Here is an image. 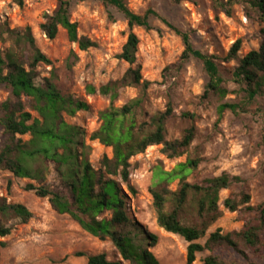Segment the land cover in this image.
Segmentation results:
<instances>
[{"label":"trees","instance_id":"trees-1","mask_svg":"<svg viewBox=\"0 0 264 264\" xmlns=\"http://www.w3.org/2000/svg\"><path fill=\"white\" fill-rule=\"evenodd\" d=\"M76 1L83 0H58L54 9L43 15L39 29L47 39H53L61 28L68 41L84 51L97 47V43L86 36H78L77 25L71 20V7ZM98 1L106 8L119 11L128 27L126 40L117 54L118 59L128 64L126 70L117 79L96 87L92 84L84 87L87 95L97 93L108 98L107 107L98 115L100 125L89 134V140H97L109 147L111 155H102L100 169L91 167L88 147L83 141L74 139L73 127L64 121V116L73 117L79 111L88 110V104L56 87L53 67L49 77L36 81V66L40 63L51 65V60L36 46L29 26L17 30L2 23L0 41L11 40L13 46L5 52L0 51V89L7 92L6 98L0 101V128L6 135L5 142L0 145V168L14 177L36 180L37 185L28 183L25 189L47 198L54 212L67 214L91 236L110 240L119 255L115 259H108L104 252L87 255L85 264H159L150 250L157 237L128 217L126 194L114 177L118 176L133 194L128 182L130 170L134 167L130 162L133 156L152 145H162V152L170 158L187 154L184 162L164 173L166 177L149 189L157 226L180 236L187 243L185 264H193L200 253L205 254L201 264H264V206L253 208L248 205L250 195L245 191L228 195L222 205L230 212H254V215L246 216L238 230L222 233L217 228L205 237L208 228L221 217L220 191L241 183L242 179L221 172L199 182L186 180V174L195 171L200 163V157L188 153L196 130L189 126L178 138L165 139L166 123L174 116L171 100L168 99L163 110L146 115V120L140 123L136 122L135 114L152 82L141 75V66L137 62L139 38L133 27L151 29L150 19L156 18L180 38L183 49L176 62L167 68L180 72L190 59L202 64L207 81L199 96L201 103L212 99L221 101L226 97L229 91L220 70L223 62L233 63L225 74L236 86L235 91L241 100L220 102L216 107L217 120L225 112H246L247 106L264 94V31H261L262 37L256 49L239 57L240 41L236 40L224 57H218L194 48L186 31L175 27L153 9L136 14L124 0ZM232 1L243 3L246 17L255 16L264 22V0H228ZM20 46L27 48L29 54L26 58L17 51ZM72 55L76 58L73 53L69 57ZM127 87L137 88L139 97L115 107L114 101ZM33 112L36 117H32ZM181 116L191 120L194 114L183 112ZM26 134L29 139L22 141L19 136ZM38 157L43 159L44 167L30 165ZM49 164L61 176L58 189L44 184V171ZM175 177L178 184L172 191L167 181ZM104 212H108V217L102 216ZM31 216L23 204L10 203L0 197V237L10 234L12 226L9 221L16 219L25 224ZM202 238L204 241L201 243L199 240ZM82 255L77 253V256Z\"/></svg>","mask_w":264,"mask_h":264},{"label":"rangeland","instance_id":"rangeland-1","mask_svg":"<svg viewBox=\"0 0 264 264\" xmlns=\"http://www.w3.org/2000/svg\"><path fill=\"white\" fill-rule=\"evenodd\" d=\"M58 0H0V24L6 23L10 29L29 26L36 46L51 60V65L36 66L41 81L50 76L54 68L56 87L63 93H70L88 104V110L79 111L73 117L64 116L67 125L75 131L74 139L83 141L88 147V161L95 170L100 169L103 154L111 155V149L97 140H89V134L100 125L99 112L107 107L108 98L97 93L87 95L86 84L95 87L109 80L119 78L128 64L117 58L125 42L128 27L122 14L112 7L106 8L98 0L76 1L71 7V20L77 25L78 36H86L97 43V47L81 51L75 43L69 42L65 31L59 29L53 39H47L39 25L45 13L51 12ZM127 7L136 14L153 9L168 22L186 31L194 48L203 54L224 57L232 43L240 41L238 56H243L260 43L264 22L255 16L246 17L243 3L228 0H124ZM151 29L133 27L139 38L137 62L141 75L152 84L147 89L135 120L140 123L146 115L163 110L171 100L174 116L166 123V140L178 138L182 131L193 126L196 136L188 153L200 157L197 169L187 173L188 182H199L205 177L221 172L236 175L242 182L220 191L219 209L221 217L207 230L208 233L220 229L222 233L238 230L246 216L230 212L222 201L230 194L245 191L250 195L248 205L256 208L264 206V94L255 98L247 106L246 112L232 114L225 112L217 120L216 107L220 102H239L241 96L236 86L226 76L232 62H223L220 73L229 93L221 101L212 99L201 103L207 76L202 64L190 59L180 72L167 68L176 62L183 49L180 38L156 18L150 19ZM11 40L0 41V51L11 48ZM17 51L26 58L29 54L24 46ZM73 53L76 58L70 54ZM69 57V58H68ZM7 92L0 89V101ZM139 97V90L127 87L121 91L114 106L119 107L129 100ZM183 112L194 114L193 119L181 116ZM145 114V115H144ZM1 115V113H0ZM37 115L33 112L32 117ZM27 141L29 136H19ZM6 135L0 128V145ZM187 154L170 158L162 152V145H152L130 159L134 167L130 170V193L118 176L114 177L126 194V212L143 228L157 237L150 250L159 264H185L187 243L178 235L168 233L155 222V211L151 204L149 189L162 181L179 162H184ZM32 167H44L38 157L30 163ZM44 184L52 189L61 187V176L49 164L44 171ZM168 187L175 190L178 178L168 179ZM28 183L37 185L36 180L14 177L0 168V197L7 202L23 204L32 216L27 223L13 219L9 235L0 237V264H85L86 256L104 252L108 259L119 258L110 240H99L82 230L67 214H57L48 204L47 198L38 197L26 190ZM242 207V206H240ZM108 212L102 216L108 217ZM184 223L185 220H183ZM204 237V238H205ZM204 238L199 242H203ZM3 243V244H1ZM82 253V256H77ZM204 253L197 254L193 264H201ZM124 264H127L124 262Z\"/></svg>","mask_w":264,"mask_h":264}]
</instances>
